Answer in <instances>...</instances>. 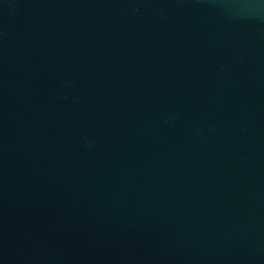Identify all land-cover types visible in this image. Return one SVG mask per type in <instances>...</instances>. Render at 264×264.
I'll return each instance as SVG.
<instances>
[{
	"label": "water",
	"instance_id": "water-1",
	"mask_svg": "<svg viewBox=\"0 0 264 264\" xmlns=\"http://www.w3.org/2000/svg\"><path fill=\"white\" fill-rule=\"evenodd\" d=\"M0 264H264V0H0Z\"/></svg>",
	"mask_w": 264,
	"mask_h": 264
}]
</instances>
